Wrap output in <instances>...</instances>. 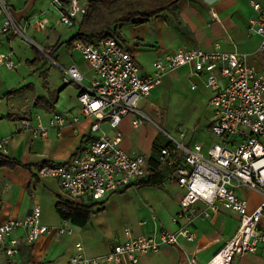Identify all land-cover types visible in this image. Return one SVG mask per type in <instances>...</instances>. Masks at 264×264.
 Returning a JSON list of instances; mask_svg holds the SVG:
<instances>
[{
	"label": "crops",
	"instance_id": "obj_1",
	"mask_svg": "<svg viewBox=\"0 0 264 264\" xmlns=\"http://www.w3.org/2000/svg\"><path fill=\"white\" fill-rule=\"evenodd\" d=\"M251 1L258 2L264 14V0H177L145 23L120 27L119 41L134 56L142 72L150 70L155 60L180 49L212 51L216 47L223 52L244 55L249 65L259 68L257 50L261 38L248 32L249 20L257 14ZM82 3L86 6V1ZM7 6L11 17L23 26L25 38L3 32L4 15H0V54L6 56L0 65V138L8 140L5 151L0 149V153L19 162L14 167L0 166V223L8 219H24L37 205L41 224L59 226L68 222L72 225V232L59 237L44 234L29 244L25 232L18 229L14 233L18 240V254L8 258L0 251V264H71L69 260L78 242L86 256L96 257L121 242L126 228L134 236L157 229L176 231L185 223L184 220L172 221L185 189L170 179L167 167L159 171L163 174L161 185L137 186L136 181L99 201L87 197L73 199L61 189L56 179L37 178L31 169L44 162H67L78 149L102 133L109 136L119 133L120 148L129 153H142L149 159L152 155L157 158L158 148L163 145L148 144L153 124L177 135L175 127L178 124L194 120L199 128L198 134L213 136L207 131H210L213 111L208 104L210 90L204 77L196 75L188 65L166 72L149 95L138 103L139 110L150 121L133 127L134 114L128 113L121 118L117 128L102 120L98 130L93 131L91 126L95 118L79 109L78 86L65 83L57 65H75L85 80L91 78L87 62L68 44L81 17L71 27L58 23L60 14L52 0H7ZM36 18L48 20L45 30L33 27ZM48 49L54 62L45 55ZM35 51L44 54V60L30 65ZM7 62H11L12 67H8ZM187 91L196 94L190 98ZM51 94L56 96L52 112H60L68 118L61 128L49 126L52 112L33 105L35 98H47ZM185 100L190 102L189 109L194 108V111L190 109L187 117L176 119L179 106H183ZM196 102L200 104L199 110ZM36 116L48 126L44 137H34L32 130L19 127L20 118L35 121ZM201 116L204 121H200ZM73 117L78 121L72 123ZM201 140L204 139H196L193 135L185 137L187 142ZM202 141L204 148L210 145ZM236 193L248 201L249 210L262 199L259 193L243 188L237 189ZM253 197L255 201H252ZM58 201L88 207L89 211L80 213L83 221L78 223L60 215L56 207ZM202 206L197 204V207ZM238 223L237 213L220 206L209 217L196 218L188 224L194 235L192 242L181 240L180 246H164L156 253L141 256L140 264H206L234 234ZM234 264H264V254L259 250L237 256Z\"/></svg>",
	"mask_w": 264,
	"mask_h": 264
},
{
	"label": "built area",
	"instance_id": "obj_2",
	"mask_svg": "<svg viewBox=\"0 0 264 264\" xmlns=\"http://www.w3.org/2000/svg\"><path fill=\"white\" fill-rule=\"evenodd\" d=\"M86 0H52L59 11L58 23L71 27L85 13ZM257 12L249 20L248 32L258 35L260 54L259 68L249 65L244 55L223 52L216 47L212 51L200 48L180 49L173 54L155 60L151 69L142 72L134 56L119 40L105 38L96 44L76 40L71 46L87 62L92 76L85 80L75 65L61 66L63 81L75 83L80 111L95 118L91 129L98 130L99 122L106 120L117 128L121 118L133 113L131 121L137 127L150 121L138 108L141 99L149 95L166 72L188 65L198 76L204 77L210 90L209 107L213 111L210 132L218 142L204 148L200 142L185 141V133L177 132L176 138L161 126L157 128L165 136L158 148L157 165L150 168L149 158L142 153H129L119 144V133H106L84 148L78 149L67 162H44L32 167L37 178H54L61 189L73 199L90 198L94 201L159 172L170 169V179L185 189L179 201V209L172 221L184 220L176 231L153 230L134 236L124 229V239L112 246L105 254L88 257L80 242L75 244L71 264H140V257L156 253L164 246H180L181 240L192 242L193 233L188 224L196 218H207L219 207L239 215L234 234L221 250L206 264H234L237 256L255 253L264 254V14L258 2L251 1ZM0 15L3 32L25 38L24 28L10 15L7 0H0ZM48 20L36 18L32 25L45 30ZM50 49L45 51L49 57ZM5 55L0 54V65ZM52 60V59H51ZM53 61V60H52ZM54 62V61H53ZM12 67L11 62L5 63ZM67 116L52 112L49 126L61 128ZM78 121L72 118V123ZM20 129H30L34 137H44L48 126L30 118L18 120ZM7 138H0V149L5 151ZM259 193L261 201L249 210L248 201L237 195V189ZM203 204L197 207V204ZM40 209L36 205L24 219H8L0 223V251L8 258L19 252L14 233L25 232L27 243L34 242L44 234L59 237L72 232V225L64 222L59 226L43 225L39 221Z\"/></svg>",
	"mask_w": 264,
	"mask_h": 264
},
{
	"label": "trees",
	"instance_id": "obj_3",
	"mask_svg": "<svg viewBox=\"0 0 264 264\" xmlns=\"http://www.w3.org/2000/svg\"><path fill=\"white\" fill-rule=\"evenodd\" d=\"M176 2L177 0H86L85 13L81 16L75 33L69 39L68 44H72L76 40L86 44H96L108 37L119 40L118 29L120 27L128 24L137 25L145 23L173 6ZM50 54L51 50L48 55ZM42 60H44V54L35 51V57L29 64H35ZM55 102L56 96L55 94H51L47 98H35L33 105L35 108L52 112ZM156 156L152 155L150 157V168H154L157 165ZM1 165L14 167L19 165V162L11 160L0 153ZM162 179L163 174L155 172L135 184L137 186H158L161 185ZM56 207L63 218L72 219L78 223L83 221L80 213L89 211L88 207L76 206L61 201L56 203Z\"/></svg>",
	"mask_w": 264,
	"mask_h": 264
},
{
	"label": "rangeland",
	"instance_id": "obj_4",
	"mask_svg": "<svg viewBox=\"0 0 264 264\" xmlns=\"http://www.w3.org/2000/svg\"><path fill=\"white\" fill-rule=\"evenodd\" d=\"M72 29H75V28H72ZM194 93L196 94V92H194V91H187V95L190 98L193 97L192 94H194ZM189 104H190V102L188 100H185V102L182 104L183 106H179V111L177 112V113H179V116L178 117L176 116V119L180 118V117H182L184 119L185 116L187 117V115L190 112V109L192 111H194V108L190 107V109H189ZM196 104H197L196 107H198V110H199L200 109V104L198 102H196ZM198 116H196V117H198ZM201 120L204 121V117L201 116L200 117V121ZM193 121L191 123L189 122V123H180V124H178L175 127V131H177V132L183 131L186 134L187 137H192V135H193V137L196 138V139H199V138L200 139H204L203 141L202 140L201 141L203 143H205V144H214L215 142H218V140L215 139L213 136L209 137V136L203 134L202 132L200 134H198L199 128L196 127L197 124L193 123ZM198 121H199V118H198ZM163 126H164V128H167L164 123H163ZM207 131L210 133L209 130H207ZM171 135H173L174 138H176V136H177V135H175L173 133ZM198 135H199V138H198ZM164 141H165V136L162 134V132H160V130L156 127V125L153 124V126L151 128V132L149 134L148 144H161V143L163 144ZM252 201H255V197L252 198Z\"/></svg>",
	"mask_w": 264,
	"mask_h": 264
}]
</instances>
